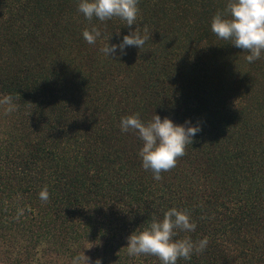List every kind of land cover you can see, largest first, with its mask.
<instances>
[{
  "label": "trees",
  "instance_id": "1",
  "mask_svg": "<svg viewBox=\"0 0 264 264\" xmlns=\"http://www.w3.org/2000/svg\"><path fill=\"white\" fill-rule=\"evenodd\" d=\"M77 3L0 0V262L160 264L127 237L175 206L196 223L176 239L208 240L177 264H264V54L211 31L227 0H138L131 28ZM133 30L141 49L100 51ZM133 114L201 126L159 181L120 131Z\"/></svg>",
  "mask_w": 264,
  "mask_h": 264
},
{
  "label": "clouds",
  "instance_id": "2",
  "mask_svg": "<svg viewBox=\"0 0 264 264\" xmlns=\"http://www.w3.org/2000/svg\"><path fill=\"white\" fill-rule=\"evenodd\" d=\"M77 11L85 19L93 17L106 21L118 17L131 28L136 24L139 8L138 0H78ZM137 25V24H136ZM211 31L218 39L228 41L236 48L246 51L245 61L252 63L264 54V0H227L223 11H217L211 19ZM119 32V31H118ZM83 39L88 44H95L101 37L96 28L85 29ZM146 37L135 30L123 36L119 43H108L100 49L104 56L117 59L126 54V49H141ZM120 131L134 130L142 141L138 156L142 167L150 170L153 179L159 181L161 173L174 168L177 159L185 153V147L193 143L196 134L201 131L198 123L186 119L176 123L170 117L161 118L156 114L150 121L144 122L139 114L121 117ZM46 189L41 190V201L48 200ZM196 223L187 210L173 206L167 209L162 218H153L147 226L141 225L127 237L128 255H152L160 264H177L179 259L189 261L193 254L203 252L208 244L207 238L192 241L190 238L176 239L177 232H193Z\"/></svg>",
  "mask_w": 264,
  "mask_h": 264
},
{
  "label": "rangeland",
  "instance_id": "3",
  "mask_svg": "<svg viewBox=\"0 0 264 264\" xmlns=\"http://www.w3.org/2000/svg\"><path fill=\"white\" fill-rule=\"evenodd\" d=\"M0 264H9V263H3V262H0Z\"/></svg>",
  "mask_w": 264,
  "mask_h": 264
}]
</instances>
